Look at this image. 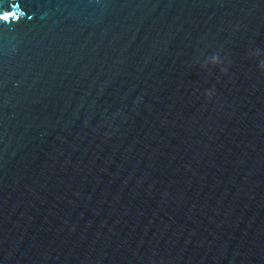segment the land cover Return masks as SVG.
Listing matches in <instances>:
<instances>
[{"label":"water","instance_id":"95a60500","mask_svg":"<svg viewBox=\"0 0 264 264\" xmlns=\"http://www.w3.org/2000/svg\"><path fill=\"white\" fill-rule=\"evenodd\" d=\"M4 12L0 264H264V0Z\"/></svg>","mask_w":264,"mask_h":264},{"label":"snow or ice","instance_id":"6c2138e0","mask_svg":"<svg viewBox=\"0 0 264 264\" xmlns=\"http://www.w3.org/2000/svg\"><path fill=\"white\" fill-rule=\"evenodd\" d=\"M10 13L8 12H4L2 15H0V20H4V21H7L10 19Z\"/></svg>","mask_w":264,"mask_h":264},{"label":"clouds","instance_id":"9594fccd","mask_svg":"<svg viewBox=\"0 0 264 264\" xmlns=\"http://www.w3.org/2000/svg\"><path fill=\"white\" fill-rule=\"evenodd\" d=\"M213 59H216L215 57ZM261 67L264 68V63L261 64Z\"/></svg>","mask_w":264,"mask_h":264}]
</instances>
